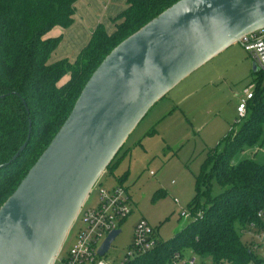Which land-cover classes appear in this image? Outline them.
Here are the masks:
<instances>
[{"label":"trees","instance_id":"1","mask_svg":"<svg viewBox=\"0 0 264 264\" xmlns=\"http://www.w3.org/2000/svg\"><path fill=\"white\" fill-rule=\"evenodd\" d=\"M79 1L0 0V207L49 146L104 58L178 0H128L112 20V33L100 23L75 59L52 62L63 35L47 34L74 23ZM260 74L241 127L223 140V150L208 152L196 176V193L189 203L194 219L126 264H175L186 250L201 257L203 264H264L254 243L242 238L251 229L264 230V219L258 216L264 208V163L253 158L234 162L238 153L262 142L264 75ZM26 142L18 158L9 163ZM123 149L108 167L110 174L117 169ZM128 176L126 172L118 177L119 184L124 185ZM214 182L224 189L215 196ZM198 212L201 216L196 218Z\"/></svg>","mask_w":264,"mask_h":264},{"label":"water","instance_id":"2","mask_svg":"<svg viewBox=\"0 0 264 264\" xmlns=\"http://www.w3.org/2000/svg\"><path fill=\"white\" fill-rule=\"evenodd\" d=\"M263 29L264 0H178L120 42L0 207V264H54L93 190L154 105L223 51ZM253 69L260 70L256 62ZM120 233L105 241L101 256Z\"/></svg>","mask_w":264,"mask_h":264},{"label":"rangeland","instance_id":"3","mask_svg":"<svg viewBox=\"0 0 264 264\" xmlns=\"http://www.w3.org/2000/svg\"><path fill=\"white\" fill-rule=\"evenodd\" d=\"M254 62L252 51L244 44L232 45L154 105L130 135L121 160L116 161L117 165L120 160L117 169L113 174L106 172L99 182L109 188L118 185V177L129 172L124 186L131 196L132 213L103 257L108 264H122L128 258L137 223L146 221L155 229L157 240L166 241L194 219L189 203L196 193V176L208 152L215 148L223 150V140L241 127L239 101L246 88L251 85L254 88L260 73L264 75V70L254 71ZM68 78L69 75L65 76L60 83ZM245 158L264 163V133L259 145L238 153L234 162ZM223 190L214 182V196ZM98 200L99 194L94 191L87 204L95 206ZM182 212L188 216H182ZM78 227L70 232L65 248L75 245ZM242 238L260 245L255 251L264 263V231L261 238L255 235L252 239L247 232ZM190 258L203 264L201 257L191 250L185 251L183 261L178 264H189Z\"/></svg>","mask_w":264,"mask_h":264},{"label":"built area","instance_id":"4","mask_svg":"<svg viewBox=\"0 0 264 264\" xmlns=\"http://www.w3.org/2000/svg\"><path fill=\"white\" fill-rule=\"evenodd\" d=\"M242 42L247 49L252 51L259 69L264 70V29L245 36ZM254 90L255 86L253 88V85L244 90V96L241 97L237 107L239 121H243L248 115V105L254 97ZM94 191L99 194L97 204L90 206L87 204L88 200L72 228L74 231L76 226H79L75 231V245L70 248L63 246L54 264H108L103 259L104 256L100 255V249L116 230L121 229L125 220L132 213L131 196L128 189L121 184L106 188L101 182L97 184ZM182 216H188V213L182 212ZM199 216L201 213L195 217ZM258 216L264 219V208L258 212ZM263 231L256 232L251 229L246 232L254 239L255 235L261 238ZM155 233V229L146 221L137 223L134 227L129 256L122 264H126L139 254L153 250L159 242ZM259 246L258 243L253 244L254 249H258ZM180 261L183 259L176 261L175 264ZM188 263L197 264V260L190 258Z\"/></svg>","mask_w":264,"mask_h":264},{"label":"crops","instance_id":"5","mask_svg":"<svg viewBox=\"0 0 264 264\" xmlns=\"http://www.w3.org/2000/svg\"><path fill=\"white\" fill-rule=\"evenodd\" d=\"M127 1L80 0L76 5L74 23L66 29L55 27L47 34V37L63 35L52 62L65 57L75 59L79 51L89 42L94 28L100 23L112 33L115 30L112 20L127 7Z\"/></svg>","mask_w":264,"mask_h":264}]
</instances>
